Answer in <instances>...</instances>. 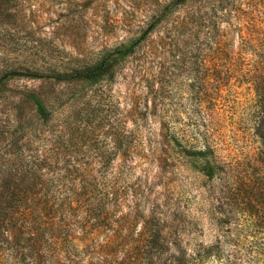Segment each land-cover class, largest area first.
<instances>
[{"label": "rangeland", "instance_id": "rangeland-1", "mask_svg": "<svg viewBox=\"0 0 264 264\" xmlns=\"http://www.w3.org/2000/svg\"><path fill=\"white\" fill-rule=\"evenodd\" d=\"M162 9L160 22L111 74L70 84L14 75L4 86L34 88L53 107L42 129L71 169L89 180L123 170L115 209L131 211L135 233L160 227L165 246L195 253L226 229L218 222L229 208L226 179L200 173V159L169 136L220 123L239 149L231 177L264 176V147L252 134L257 123L249 124L258 101L247 83L248 68L264 80V0H0V72L92 62L137 37ZM80 173L72 181H85Z\"/></svg>", "mask_w": 264, "mask_h": 264}, {"label": "trees", "instance_id": "trees-1", "mask_svg": "<svg viewBox=\"0 0 264 264\" xmlns=\"http://www.w3.org/2000/svg\"><path fill=\"white\" fill-rule=\"evenodd\" d=\"M163 14L164 10H159L137 37L101 50L92 62L62 71L23 66V72L14 68L0 72V114L5 116L0 115V264H264V176L239 182L231 177L228 171L238 164L239 149L234 148L220 123L215 127L195 123V135L172 130L169 136L174 145L200 159V173L225 177L229 205L225 218L218 220L226 227L223 234L205 246L198 245L195 253L172 250L164 245L160 227L135 233L127 218L131 211L120 216L121 211L115 209L122 201L119 180L123 170H101L89 180L79 169H71L65 154L59 156L58 146L42 129L52 120L53 107L34 88L13 91L4 86L14 75L70 84L111 74L118 60L134 53ZM248 72L247 83L258 101V106L251 108L250 112H257L249 124L257 123L252 134L261 148L264 80H257L252 68ZM127 156L122 152L118 157L129 160ZM79 173L86 180L72 181ZM139 241H143L142 246Z\"/></svg>", "mask_w": 264, "mask_h": 264}]
</instances>
